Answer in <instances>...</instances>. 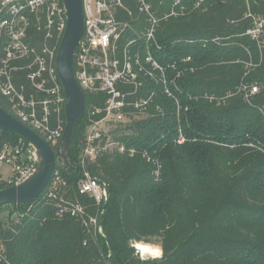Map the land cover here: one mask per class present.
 Returning a JSON list of instances; mask_svg holds the SVG:
<instances>
[{
    "label": "trees",
    "instance_id": "1",
    "mask_svg": "<svg viewBox=\"0 0 264 264\" xmlns=\"http://www.w3.org/2000/svg\"><path fill=\"white\" fill-rule=\"evenodd\" d=\"M148 1L160 14L174 0ZM197 1L181 0L190 7ZM247 1L258 13L256 0H205L188 16L163 21L156 36L159 49L153 52L174 80V97L152 86L161 113L108 128L104 143L111 139L148 150L161 164L158 178L140 154L130 157L117 149L101 150L82 165L91 107H103L106 99L84 92L69 166L59 146L53 147L55 172L61 194L92 215L94 198L78 189L84 173L107 186L99 216L105 237L95 238L81 219L59 217L56 206L42 200L53 176L16 214L8 206V217H2L5 207H0L5 247L0 264H144L128 247L133 236H151L162 244L163 258L148 264H264V48L246 35L252 24L244 18ZM124 3L134 12L135 25L143 17L134 0ZM252 85L259 92L246 99L243 88ZM0 106L14 117L1 93ZM180 132L183 144L177 142ZM20 143L29 145L14 134L0 135V151ZM9 187L0 180V190Z\"/></svg>",
    "mask_w": 264,
    "mask_h": 264
},
{
    "label": "built area",
    "instance_id": "2",
    "mask_svg": "<svg viewBox=\"0 0 264 264\" xmlns=\"http://www.w3.org/2000/svg\"><path fill=\"white\" fill-rule=\"evenodd\" d=\"M82 1L84 35L77 48L75 77L83 92L100 94L106 99L103 107H91L81 163L84 166L88 159L95 160L101 150L117 149L130 157L140 154L155 167L154 174L158 178L161 164L148 150L139 152L111 139L104 143L103 139L109 133L108 128L162 112L156 105L158 91L151 90L152 86L162 87L168 97H174L171 88L174 80L154 56L153 50L159 49L156 36L163 21L186 17L191 10L203 8L205 0H198L191 7L174 0L170 8L160 14L148 0H134L138 14L143 17L135 25L132 24L136 21L132 20L134 12L124 0ZM255 4L260 7L258 13L247 1L244 18L251 19L252 24L246 35L262 49L264 0H256ZM66 28L63 0H0V93L8 98L14 117L37 132L52 148L60 145L66 127V96L56 67ZM243 90L249 99L259 92V87L246 86ZM177 142H186L182 132ZM3 166L12 170V176L5 182L10 186L18 185L38 167L35 150L23 143L5 146L0 151V170ZM54 176L42 200L53 203L59 217L81 219L95 238L105 237L99 216L103 214V203L108 200L107 186L84 173L78 189L81 194L94 198L96 213L92 215L85 205L61 194L57 171ZM32 208L26 214L17 215L16 222L28 216ZM1 229L0 224V255L5 248Z\"/></svg>",
    "mask_w": 264,
    "mask_h": 264
},
{
    "label": "water",
    "instance_id": "3",
    "mask_svg": "<svg viewBox=\"0 0 264 264\" xmlns=\"http://www.w3.org/2000/svg\"><path fill=\"white\" fill-rule=\"evenodd\" d=\"M67 28L61 42L56 67L58 77L66 96V127L59 145V152L69 166V151L73 133L85 110V95L74 72V57L84 35V16L82 0H63ZM14 134L27 142L38 159L35 172L18 185L0 190V207L11 206L16 214L19 205H27L37 199L51 182L56 168L54 149L34 130L27 127L0 106V135L2 138Z\"/></svg>",
    "mask_w": 264,
    "mask_h": 264
},
{
    "label": "clouds",
    "instance_id": "4",
    "mask_svg": "<svg viewBox=\"0 0 264 264\" xmlns=\"http://www.w3.org/2000/svg\"><path fill=\"white\" fill-rule=\"evenodd\" d=\"M128 247L132 254L137 256L144 264L149 261H159L163 258L164 250L160 242L151 236H133L128 240Z\"/></svg>",
    "mask_w": 264,
    "mask_h": 264
},
{
    "label": "rangeland",
    "instance_id": "5",
    "mask_svg": "<svg viewBox=\"0 0 264 264\" xmlns=\"http://www.w3.org/2000/svg\"><path fill=\"white\" fill-rule=\"evenodd\" d=\"M12 176V170L9 166H3L0 170V178L4 181H7L10 177ZM10 212V207L5 206L3 208V211L1 210V216H6L8 217ZM157 240V239H156Z\"/></svg>",
    "mask_w": 264,
    "mask_h": 264
}]
</instances>
